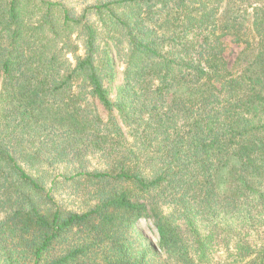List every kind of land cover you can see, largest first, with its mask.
Listing matches in <instances>:
<instances>
[{"label": "trees", "instance_id": "16d2710c", "mask_svg": "<svg viewBox=\"0 0 264 264\" xmlns=\"http://www.w3.org/2000/svg\"><path fill=\"white\" fill-rule=\"evenodd\" d=\"M227 36L245 46L233 66ZM47 129L56 162H78L84 211L30 172L25 137ZM2 209L0 264H264V2L99 0L75 16L0 0Z\"/></svg>", "mask_w": 264, "mask_h": 264}, {"label": "rangeland", "instance_id": "374dc122", "mask_svg": "<svg viewBox=\"0 0 264 264\" xmlns=\"http://www.w3.org/2000/svg\"><path fill=\"white\" fill-rule=\"evenodd\" d=\"M52 3H59L61 5H64L65 7L69 8L73 11L75 16H79L83 14V10L89 6L95 5L99 3V0H47ZM264 2V0H262ZM252 9L249 8V12H251ZM88 16V15H87ZM90 20L95 23L97 26H100L99 24V17L95 14L88 16ZM247 24V22H245ZM103 31V30H102ZM106 34L105 32L101 35V46L106 47L105 43L107 41L105 40ZM73 40L79 44L80 51L79 54L83 55V45H82V37L79 38L77 35L73 37ZM223 42L226 46V52L225 57L230 64V66H233L236 62L237 57L240 55V53L244 49V44H238L234 42V38L232 36H227L223 38ZM119 51L121 53V56H124L126 53V45L122 44L119 47ZM115 53V51H114ZM70 60L74 63V57L72 54H69ZM117 69L115 71V78L114 81L106 82V86H108L109 90L111 91L112 97L116 94V88L120 86L122 83V73L125 69L124 65V59H120V57L117 55ZM59 139L62 137L61 134H58ZM27 140L31 138V141L34 142L33 146L40 150V155L38 157V161L36 160L35 168H38V170L34 169V171H30L32 174L39 172H44L47 179H48V188L53 187L55 192V198L57 202L69 209L74 210L77 212L86 210L90 204H93V201L89 197L85 185L83 177L77 175V170L75 166L78 165V162H74L73 164L70 163H57L56 162V154L52 153L53 147H50L52 145L53 140L57 139V135L51 130L47 129L45 131H39L37 133V136H34L32 133L31 135H26L25 137ZM43 144L46 145L45 148L41 147ZM70 161L71 158L67 159V161ZM72 162V161H71ZM83 164L85 165V168L89 171H103L104 170V163L101 160V158L97 155H90L85 154L83 158ZM36 170V171H35ZM74 178V179H73ZM3 209L0 210V216L2 215ZM138 228L140 231L144 234L145 237L149 238L150 240H156L158 238L156 228L151 222L142 221L139 223ZM219 249V248H218ZM215 248L216 256L224 255L223 251L224 248L219 249L220 251Z\"/></svg>", "mask_w": 264, "mask_h": 264}]
</instances>
